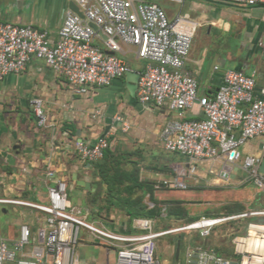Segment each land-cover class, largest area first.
Listing matches in <instances>:
<instances>
[{
  "label": "built area",
  "instance_id": "built-area-1",
  "mask_svg": "<svg viewBox=\"0 0 264 264\" xmlns=\"http://www.w3.org/2000/svg\"><path fill=\"white\" fill-rule=\"evenodd\" d=\"M215 1L264 4V0ZM75 2L84 17L70 8L57 39L33 24L0 20V78L23 72L36 58L64 76L77 93H87L93 86H109L132 71L119 53L123 46L134 48L143 62L138 71L139 101L167 105L177 113L162 130L164 149L194 161L224 158L231 164L241 163L249 180L264 190V172L260 171L263 155L245 154L242 149L248 141L264 137V86L257 89L255 73L228 68L215 94L199 95L196 77L184 68L193 32L182 16L170 19L161 6L145 0ZM196 104L202 117H188L187 110ZM37 112L41 115L40 109ZM114 121L123 132L130 131L126 116L117 114ZM117 142L116 132L108 130L93 143L77 141L76 150L92 163L102 159L107 150H115ZM222 174L229 177L230 171ZM171 185L187 187L178 178ZM0 203L30 207L42 212L45 221L37 230L22 223L16 236H0V264H164L156 253L157 239L184 231H196L201 240L184 242L182 255L176 259L174 254V264H194V260L196 264H231L233 260L238 264H264V208L227 217L202 216L165 230H156L154 219L139 217L123 231L111 226L115 221L92 217L90 221V210L84 213L72 204L66 180L49 187L46 203L5 198H0ZM249 217L255 219L232 239V255L220 253L206 241L222 221ZM82 230L105 247L103 262L80 259L77 247Z\"/></svg>",
  "mask_w": 264,
  "mask_h": 264
},
{
  "label": "crops",
  "instance_id": "crops-1",
  "mask_svg": "<svg viewBox=\"0 0 264 264\" xmlns=\"http://www.w3.org/2000/svg\"><path fill=\"white\" fill-rule=\"evenodd\" d=\"M72 1L75 0H0V20L30 23L57 39ZM178 2L183 12L168 14L170 19L182 16L193 32L184 68L196 77L199 95L215 94L228 68L255 73L257 89L264 86V4L215 0ZM128 52L134 54L133 61L126 58ZM119 55L127 59L133 71L141 70L143 62L137 58L134 48L123 46ZM37 109L41 110V115ZM117 114L130 120L129 132H123L114 121ZM187 116L202 117L199 105L188 109ZM176 117L177 113L167 105L140 102L137 90L135 94L129 90L127 75L109 86H93L87 93H77L64 76L34 58L23 72L0 78V198L46 203L49 187L66 180L68 190L73 191L79 201L75 205L69 192L72 204L84 212L80 205L85 202L88 211V198L95 190L94 181H99L100 177L95 175L92 163L78 154L77 141L93 143L113 130L118 135L117 150L132 153V149L140 148L152 153L158 144L163 146L162 130ZM242 149L245 154L264 155V137L248 141ZM182 156L186 161L176 177L164 181L166 187L175 188L171 185L173 181L177 178L184 181L189 174L207 184L214 181L220 186L226 185L223 191L241 203L243 211L264 208V190L256 187L258 197L249 196L252 182L241 163L231 164L224 158L194 161ZM225 170L230 171L229 177L222 174ZM139 177L155 183L158 175L149 169L139 172ZM80 179L89 181L91 189L80 185ZM238 181L244 185L228 189ZM155 188L156 197L164 195L159 193V185L155 184ZM147 203L154 205L150 200ZM2 205L4 212L10 205L15 212L27 217V220L19 218V225L29 223L33 230L45 225L42 212L13 203ZM109 219L115 221L111 226L116 229L131 228L121 209H111ZM154 221L159 230L161 222ZM18 233L19 228L16 235Z\"/></svg>",
  "mask_w": 264,
  "mask_h": 264
},
{
  "label": "rangeland",
  "instance_id": "rangeland-1",
  "mask_svg": "<svg viewBox=\"0 0 264 264\" xmlns=\"http://www.w3.org/2000/svg\"><path fill=\"white\" fill-rule=\"evenodd\" d=\"M148 2L156 3L161 6L169 16L168 13L173 12L174 14H178L179 12H183L182 4L176 0H145ZM228 40L229 37H226ZM128 60L133 61L135 59L134 54L131 52L127 53ZM125 58V59H126ZM126 59V60H127ZM122 149L117 151L116 157L120 159L118 164L127 170H136L138 172H142V170H149L156 172L158 177L156 178L155 183L150 182L151 184H157L160 186L159 193L164 194L161 197L158 195L157 200L162 201H173L180 203V205H172L171 207L175 210L173 211L174 215L169 216L164 210L163 222L158 226L159 230H165L174 226H182L188 224L192 221H195L202 216L207 217H227L233 214H238L244 212L240 210V206L242 205L238 201L233 199L228 192H224L225 186H220L214 181H211L210 184H207L204 181L198 180L196 177H192L189 174L185 176L184 183L187 188H171L166 187L164 181H168L171 177H176L177 172L181 170L183 163L186 161L185 158L177 153L167 152L162 145L158 144L155 150H152V153H149V150L135 148L132 149V153H128ZM115 158V160H117ZM117 163V162H116ZM179 163V165L177 164ZM94 173L96 175L95 169ZM96 179V178H95ZM94 181V192L95 196H97V203L92 204V206H88V208L96 211V206H105L108 204L107 202V187L104 183L101 182V179ZM146 181V180H144ZM169 183V182H168ZM232 183V182H231ZM243 182H234L232 183V187H228V189H236L243 186ZM229 186V185H227ZM227 188V187H226ZM207 191H204V190ZM184 191V192H183ZM71 193L72 200L75 205L78 204V198L75 193L69 189L68 193ZM181 192L183 195H181ZM150 194V193H149ZM148 193H144L140 188H136L133 194L134 198H142L143 202H147V200L151 201V197L147 196ZM249 196L258 197L256 186L253 183H249ZM92 195L89 196L88 202L91 201ZM91 203V202H90ZM89 203V204H90ZM2 203H0V236L2 237H14L17 233V229L19 228V218H25L26 216H22L13 210V207L7 205V212L2 210ZM179 206L186 211L189 215L188 217H194L195 220L190 221L189 218L186 217L178 218V214L176 207ZM82 207L84 213L86 211L85 202L80 205ZM25 209V208H24ZM27 210L28 207H27ZM93 211L92 214H93ZM91 214V216H92ZM89 216V220L92 218ZM93 217V216H92ZM110 218V217H109ZM250 220V217H249ZM106 221H111V219H107ZM248 223V218H236V219H227L217 224L212 230L211 234L206 238V241L213 247H215L219 252L223 254H229L232 252V239L237 233H241L244 231L245 225ZM175 235H163L157 239V249L156 253L159 258L163 261L164 264H174L172 260L174 259V254L176 251V242H172ZM179 238H183V241L187 240L200 241L201 239L197 238L196 231H184L178 234ZM93 236L90 235L86 230H82L81 239L78 244V253L80 259L83 261L89 262H103L106 259V250L105 247L101 243H97L93 241ZM182 255V253H181ZM115 253L111 252V259H114ZM180 261H183L182 256Z\"/></svg>",
  "mask_w": 264,
  "mask_h": 264
},
{
  "label": "trees",
  "instance_id": "trees-1",
  "mask_svg": "<svg viewBox=\"0 0 264 264\" xmlns=\"http://www.w3.org/2000/svg\"><path fill=\"white\" fill-rule=\"evenodd\" d=\"M117 149L115 150H107L104 157L98 161L92 162V165L95 169L96 175L101 178V182L104 183L107 187V202L105 206H96V211H93L92 218L93 219H109L110 210L113 208H118L124 211L128 220V224L131 227L132 221L135 218L139 217H147L159 220L161 222L164 217V210H166L169 216L174 215L173 211H175L171 206L172 205H180V203L173 201H162L157 200L155 197V186L148 181L141 180L139 177L138 170H126L122 168L119 164L118 159L116 157ZM117 158V160H115ZM117 162V163H116ZM136 188H140L144 193H150L151 201L154 203L151 206L149 203L143 202L142 198H134L133 194ZM92 198L88 204L92 207L97 203V196L95 194H91ZM96 205V204H95ZM240 210H244V207L241 205ZM178 214V218H189L188 214L181 207H176ZM173 210V211H172ZM196 218H189L190 221L195 220ZM255 219L254 217H250V220ZM161 220V221H160ZM248 218V222L250 221ZM247 223L245 225L244 230L246 229ZM197 238L199 239V235L197 234ZM184 248V241L181 237V250ZM221 253V252H220ZM232 252L227 255H232Z\"/></svg>",
  "mask_w": 264,
  "mask_h": 264
},
{
  "label": "water",
  "instance_id": "water-1",
  "mask_svg": "<svg viewBox=\"0 0 264 264\" xmlns=\"http://www.w3.org/2000/svg\"><path fill=\"white\" fill-rule=\"evenodd\" d=\"M70 8L74 10L76 13H78L81 17H84L83 12L80 10L79 6L76 4L75 1L70 2ZM126 75H127L129 90L132 94H135L138 88V81H139L140 73L138 71L132 70V71L127 72ZM260 171L264 172V155H263V160L260 166ZM79 184L88 190L91 189V183L89 181L80 179ZM174 241H176L175 256H176V259H178L181 254V239L178 238V236H174L172 242ZM194 264H196V260H194ZM231 264H238V262L236 260H233Z\"/></svg>",
  "mask_w": 264,
  "mask_h": 264
}]
</instances>
